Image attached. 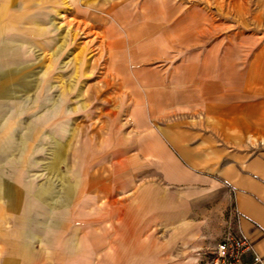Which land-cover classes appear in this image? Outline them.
Masks as SVG:
<instances>
[{
	"label": "rangeland",
	"instance_id": "obj_1",
	"mask_svg": "<svg viewBox=\"0 0 264 264\" xmlns=\"http://www.w3.org/2000/svg\"><path fill=\"white\" fill-rule=\"evenodd\" d=\"M0 1L3 49L29 37L0 73V264H194L221 242L224 197L168 178L159 128L192 112L180 90L243 91L264 0Z\"/></svg>",
	"mask_w": 264,
	"mask_h": 264
},
{
	"label": "crops",
	"instance_id": "obj_2",
	"mask_svg": "<svg viewBox=\"0 0 264 264\" xmlns=\"http://www.w3.org/2000/svg\"><path fill=\"white\" fill-rule=\"evenodd\" d=\"M14 23V21L10 22L9 30L19 31V24ZM21 28L23 31L27 29L24 25H21ZM4 32L6 29L3 25V12H0V73L4 66H8L7 64L17 65L23 58L24 51L16 45V42L29 44L28 36L22 40L12 38L10 47L3 49L1 36ZM263 53L257 55L247 76L246 87L236 95L235 99L228 94L227 88L220 84L218 88H214L215 90L203 86L179 89L181 91L177 96L181 101L179 104L190 107L192 112L180 115L171 121L169 119L162 121L159 128L166 148L182 168V175H169L168 178L177 185L187 187L188 190L194 191L199 186L208 187L210 190L218 189L224 197V208L227 211L225 225L227 232L245 235L253 242L257 254L262 257H264ZM6 56H10L11 61L4 64L3 58ZM131 63L135 64V61L131 60ZM187 80L189 81V77ZM201 80L200 82L204 83V77ZM1 84L2 82L0 93H2ZM205 101L210 102L202 103ZM196 105L202 108L199 114L195 113ZM8 175H10L9 180L18 177L11 172ZM0 180L4 184L3 178ZM7 184L15 195V189L9 181ZM90 189H93V185ZM14 202L12 207L15 208L27 206L21 199ZM174 217L173 214L170 215L171 219ZM21 224H27L25 218L21 219ZM45 229H42L43 233ZM54 232L48 234L46 239L48 243H52L54 237H57V233L52 235ZM188 236L185 231L179 238L187 239ZM177 238L171 235V241H176ZM30 239L33 243L42 241L33 233ZM202 249L193 251L195 256L191 260L194 264H201L202 251L207 250ZM136 254L141 257L140 254ZM159 254L154 257L155 264L170 261L168 258L162 259ZM251 260L252 258L248 257L247 262L251 263Z\"/></svg>",
	"mask_w": 264,
	"mask_h": 264
},
{
	"label": "built area",
	"instance_id": "obj_3",
	"mask_svg": "<svg viewBox=\"0 0 264 264\" xmlns=\"http://www.w3.org/2000/svg\"><path fill=\"white\" fill-rule=\"evenodd\" d=\"M201 264H264L255 246L243 234L228 232L215 247L202 251ZM251 257V263L247 262Z\"/></svg>",
	"mask_w": 264,
	"mask_h": 264
},
{
	"label": "bare ground",
	"instance_id": "obj_4",
	"mask_svg": "<svg viewBox=\"0 0 264 264\" xmlns=\"http://www.w3.org/2000/svg\"><path fill=\"white\" fill-rule=\"evenodd\" d=\"M11 194H13L12 192H11ZM12 203L15 201L14 200V194L13 195H11V200H10Z\"/></svg>",
	"mask_w": 264,
	"mask_h": 264
}]
</instances>
